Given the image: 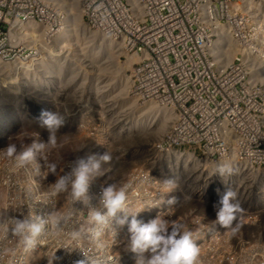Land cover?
Here are the masks:
<instances>
[{
    "label": "built area",
    "instance_id": "1",
    "mask_svg": "<svg viewBox=\"0 0 264 264\" xmlns=\"http://www.w3.org/2000/svg\"><path fill=\"white\" fill-rule=\"evenodd\" d=\"M76 1L91 30L139 57L132 69L133 96L170 110L173 118L160 143L153 145L160 157L148 165L136 163L125 182L104 181L99 170L90 182L87 205L74 203L67 192L52 195L51 190L82 159L66 158L50 180L42 151L20 168L0 154V264H135L130 220L148 222L159 216L177 225L184 206V229L192 231L201 249L196 264H264V225L256 231L264 220V132L253 114L264 100L246 66L258 58L254 46H264L259 8L264 0ZM51 10L40 0H0V56H17L12 30L18 21L33 19L47 27L45 36L58 30ZM36 44L31 47L36 49ZM218 44L222 50H216ZM9 142L11 138L0 151ZM165 150L173 152L167 156ZM178 154H188L193 161L185 167L180 158L172 159ZM204 160L219 167L210 170ZM194 161L201 164L193 166ZM199 165L206 167L196 175L202 181L190 191L178 184L171 193L162 191L165 179L178 183ZM221 167L224 177L218 173ZM262 174V181L254 182ZM110 185L127 186L125 208L104 225L91 223L88 212L103 211L101 192ZM228 190L236 193L241 209L233 226L225 229L215 222L213 205ZM30 212L45 219L52 214L70 218L60 228L49 225L42 243L25 250L20 238L3 225ZM78 229L83 235L73 239Z\"/></svg>",
    "mask_w": 264,
    "mask_h": 264
},
{
    "label": "rangeland",
    "instance_id": "2",
    "mask_svg": "<svg viewBox=\"0 0 264 264\" xmlns=\"http://www.w3.org/2000/svg\"><path fill=\"white\" fill-rule=\"evenodd\" d=\"M40 1L55 11L57 16L55 28L59 29L66 11L64 12L63 7L53 0ZM69 8L71 9V6ZM79 8L81 6L73 11L82 14L83 22L88 27L82 9ZM259 8L264 16V5ZM252 16L251 14L250 21ZM263 22L260 25L262 33ZM53 34L43 38L37 37V40L33 38L32 42L27 38L30 34L26 37L25 34L19 38L15 48L17 56L3 58L10 67L0 66V145L6 143L7 138H11L9 143H15L18 150L31 145L34 141L43 143L45 148L42 152L50 180L57 176L63 160L68 157L99 159L107 152L111 159L101 163L99 170L102 172V180L114 182L117 179L125 182L136 167V163L148 165L157 159L156 156L160 157L153 145L160 143L162 135L165 134V131L157 129L161 122L159 114L148 113L145 115V123L138 116L137 108L154 102L143 103L130 91L133 66L125 69L124 64L131 53L127 54L121 48H116L114 43L108 48L106 43L92 36L82 26H73L66 37L55 38ZM103 38L107 43L112 42L110 38L104 36ZM35 41L36 49L31 47ZM254 49L258 55L254 64L258 62L256 66L260 67V64H264V46L255 45ZM108 55L115 58L114 63L122 65L120 71L103 68L104 63L109 64L106 59ZM15 60L24 64L19 69L11 70V63ZM260 76L263 77L259 82L264 85L262 81L264 73L261 72ZM123 78L127 85L122 87ZM25 84L29 87L27 88ZM260 92L264 100V88L261 86ZM124 97H131L136 105H129L132 101H124ZM44 111L59 112L64 118V124L58 130H54L55 144L50 143L52 136L50 130L41 124L40 117ZM253 114L264 132V105H258ZM131 120L134 124L140 122L147 124V127L138 126L128 131L127 127L131 125ZM166 153L167 156L171 154ZM187 155L180 156V160L184 158L188 161ZM172 159L178 158L173 155ZM192 161L184 162L185 167ZM164 166L166 168L168 165L163 164L162 167ZM205 168L202 165L194 167L195 173L191 176L182 175L176 184L190 191L191 185L201 183L202 180H198L196 175ZM192 179L194 182H190ZM187 213L184 206L180 211L182 220L177 224L183 229L187 223ZM258 224L261 226L256 231L263 229L264 220L260 219Z\"/></svg>",
    "mask_w": 264,
    "mask_h": 264
},
{
    "label": "clouds",
    "instance_id": "3",
    "mask_svg": "<svg viewBox=\"0 0 264 264\" xmlns=\"http://www.w3.org/2000/svg\"><path fill=\"white\" fill-rule=\"evenodd\" d=\"M42 126L47 127L52 133L50 143L55 144L54 130H58L64 124V118L59 112L44 111L41 113ZM43 143H32L18 151L15 143H10L0 154H6L8 158L14 159L17 168L25 166L32 161L35 154L43 151ZM110 155L105 152L96 159L89 157L79 161L77 167L67 175H61L51 186L52 195L67 192L72 201L82 202L87 205L89 200V187L93 176L99 171L102 162H108ZM55 166L53 165V169ZM230 171V170H229ZM218 173L223 176L225 168L221 167ZM164 193L173 192L177 185L174 179L163 181ZM127 201V186L117 188L110 185L101 192L100 203L102 210L92 208L88 212V219L96 225H104L109 218H113L119 211L125 208ZM169 200V203H173ZM216 209L215 222L225 229L231 228L240 212L241 205L236 200V193L232 190L226 191L213 205ZM69 216L52 214L47 219L42 218L35 212H30L23 219L13 218L3 227L17 236L22 241L25 250L37 248L42 243V236L49 225L53 229L62 227L67 223ZM120 223H125L124 219ZM233 231L235 229L233 228ZM131 234L130 249L137 254L135 264H196L201 249L193 238L190 230H185L175 223L171 224L164 218L157 216L148 222L133 217L129 222ZM83 230L72 232L73 239H79ZM99 235V233H96ZM150 253V255H147Z\"/></svg>",
    "mask_w": 264,
    "mask_h": 264
},
{
    "label": "bare ground",
    "instance_id": "4",
    "mask_svg": "<svg viewBox=\"0 0 264 264\" xmlns=\"http://www.w3.org/2000/svg\"><path fill=\"white\" fill-rule=\"evenodd\" d=\"M53 1L56 2L57 4L61 5L63 7L64 12L66 11L65 12V16L63 17V20H62V23H61L59 29L54 34L52 33L55 38L66 37L67 33L70 32V29L73 28V26L74 27L82 26L83 28L88 30L92 34V36H94L96 38L98 37V39L100 38L102 40V42L106 43L108 48H111L113 43H114V45H116L115 46L116 48L117 47L121 48L119 46L118 42H115L114 40H112V42L110 41L109 43H107L106 39L103 38V35H99L97 32H93V31L89 30L88 27H86V25L83 22L82 14L75 13L73 11V9L80 7L79 6L80 4L76 0H53ZM69 6H71L72 10L69 8ZM80 9L81 8H79V10ZM51 13L56 18L55 11H53V9L51 10ZM263 20H264V18H263ZM33 21H34L33 19H25L23 21H18V22L15 23L16 28L14 30H12V34L14 36H16V40L17 41H19V38L23 37V33L22 32H26L25 37L27 35L33 33L34 40H37V37L38 38L39 37H41V38L45 37L44 34H46L45 29L47 30V27L39 26L36 23H34ZM52 34L50 33L49 36H51ZM27 38H29L28 41H31V42L33 41V38H31L29 36H27ZM215 48H216V50H218V49L222 50V46L220 44H218ZM107 57L108 58H106V59H108L109 64L108 63H104V65H103L104 69L109 70L110 68H112L116 72H118V71H120L122 69V65L120 63H118V64H117V62L114 63V59L115 58L112 55H108ZM3 58H5V57H1L0 56V66L1 65H7V62H4ZM138 60H139V57L136 54H130L129 58L127 59V62L124 64V68L125 69L131 68L133 66V64L135 62H137ZM255 60L256 59L248 60L246 62L247 63L246 66L248 68H250L251 78H253L252 80L256 81L257 84H259L261 87L264 88L263 83L259 82L262 79V77H263V76H260V73L261 72L264 73V67H262L264 64H260V67L256 66V63H258V62H256L254 64ZM35 61H37V60L35 59ZM110 61H112V62H110ZM23 64H24V62L15 60L14 62L11 63V67H12L11 70L12 69L14 70V69L21 68L23 66ZM7 66H9V65H7ZM124 78H123L122 83H121L122 87L126 84V82L124 83ZM262 81H264V80H262ZM25 85L27 86V88L29 87L27 84H25ZM124 101H132V103H130L129 105H136L135 101L131 97L130 98L129 97H124ZM126 103H128V102H126ZM138 107H139V105H138ZM137 109H139L138 116L143 119L144 123H145V119H146L145 115H148V113L154 112V113L159 114V116L161 117V119H159V121L161 120V122L157 126V129H159L161 132L162 131L163 132L166 131V129L168 128V125L170 124L171 119L173 118L172 117V112L170 110H167L166 108L158 106V105H156L155 103H152V102L146 104L143 107L141 105L140 108H137ZM130 122H131V125L127 127L128 131L133 129L134 127H138V126H140V128L141 127H143V128L147 127L146 126L147 124L146 125L144 123L141 124V122L138 123V124H134L132 122V120ZM164 152H167V153L170 154L173 151L165 150ZM184 155H187V154H184ZM180 156H182V154H178V156L176 158L179 159ZM186 159H188V161L192 160L190 155H187ZM183 160H184V158H183ZM188 161L184 160V162H186V163H188ZM198 162L201 163L200 161H194V164L198 163ZM203 162L205 163L204 165H206V167L209 168L210 170H212V167H215V168L219 167V164L216 165L214 163H208V162H205V160ZM224 174H226V173H224ZM224 176L225 175H223L222 177H224ZM262 177H263V174L259 175L257 178L254 179V182H261L262 181Z\"/></svg>",
    "mask_w": 264,
    "mask_h": 264
}]
</instances>
